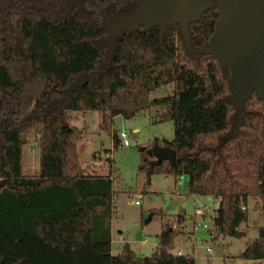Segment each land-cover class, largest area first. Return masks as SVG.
Returning a JSON list of instances; mask_svg holds the SVG:
<instances>
[{"label":"trees","instance_id":"16d2710c","mask_svg":"<svg viewBox=\"0 0 264 264\" xmlns=\"http://www.w3.org/2000/svg\"><path fill=\"white\" fill-rule=\"evenodd\" d=\"M135 9L133 0H0V264H195L173 254L184 213L163 224L152 256L137 257L128 244L111 255L113 179L81 168L83 133L66 123L67 112L101 113L108 129L116 117L160 107L175 136L147 151L157 144L176 158L151 174L185 177L189 195L216 201L215 237L239 232L250 200L264 215V101L252 96L237 111L229 71L200 52L218 11L189 27L191 53L174 26L124 32L110 57L106 21ZM169 84L173 96L150 102L153 89ZM30 139L40 152L36 177L21 173ZM150 160L143 156L140 172ZM239 258L264 261V228Z\"/></svg>","mask_w":264,"mask_h":264},{"label":"rangeland","instance_id":"374dc122","mask_svg":"<svg viewBox=\"0 0 264 264\" xmlns=\"http://www.w3.org/2000/svg\"><path fill=\"white\" fill-rule=\"evenodd\" d=\"M179 32L180 28L175 35ZM174 91L172 84L155 88L149 100L153 102L171 97ZM162 113L160 107L151 106L128 119L114 118L108 129L103 126L101 113L65 114L66 123L83 133V140L77 145L81 168L88 175L111 176L113 179L115 212L110 222L111 255L118 256L123 245L128 244L137 257L152 256L163 224L184 213L186 221L180 228L183 236L174 240L173 254L177 255L179 251L181 255H188L195 264H264V261L239 258L246 246L259 238V231L264 228V215L254 211L255 206L260 205L258 199L248 202L247 220L239 228V237H215L213 218L218 207L216 201L210 197L189 195L185 177L175 179L155 172L148 180L147 174L139 171L143 156L150 157L147 148L151 141L171 142L174 139V124L172 121L160 122ZM121 132L127 136V147L115 142V135ZM39 171L40 152L37 143L30 139L22 147L21 173L24 177H36ZM134 202L139 205L135 206ZM197 225L199 227L195 228Z\"/></svg>","mask_w":264,"mask_h":264},{"label":"water","instance_id":"95a60500","mask_svg":"<svg viewBox=\"0 0 264 264\" xmlns=\"http://www.w3.org/2000/svg\"><path fill=\"white\" fill-rule=\"evenodd\" d=\"M212 9L220 17L201 54L213 57L220 67L229 71L226 85L237 111L252 96L264 101V0H143L135 15L114 14L106 21L110 32L103 44L109 42L111 57L115 38L123 31L131 33L140 27L165 30L178 25L185 48L191 53L189 26ZM150 156L148 180L153 168L164 161L173 164L176 158L174 150L157 144L151 148Z\"/></svg>","mask_w":264,"mask_h":264},{"label":"flooded vegetation","instance_id":"af4514ba","mask_svg":"<svg viewBox=\"0 0 264 264\" xmlns=\"http://www.w3.org/2000/svg\"><path fill=\"white\" fill-rule=\"evenodd\" d=\"M142 1H143V0H133V5L136 7V9H135V11H134L133 13H131V14H122V13H119V12H115V13H112L111 16L114 15V14H121V15H123V16H133V15H135V14L139 11V9H140V3H141ZM159 1H160V2H163V1H165V0H159ZM111 16H110V17H111ZM110 17H109V18H110ZM192 25H193V24H192ZM192 25H190V26H192ZM113 26H114V25H113ZM176 26H177L178 28H180L178 25H176ZM190 26H189V27H190ZM173 27H174V26H173ZM108 28H109V27H108ZM156 28H157V27H156ZM159 28H160V27H159ZM167 28H169V27H166V29H167ZM139 29H146V28H144V27H140ZM139 29H138V30H139ZM151 29H153V28H151ZM161 29H162V28H161ZM166 29H165V30H166ZM162 30H163V29H162ZM109 32H110V28H109ZM109 32H108V33H109ZM180 32H181V29H180ZM123 33H124V31L122 32V34H123ZM122 34H121V35H122ZM115 40H116V38H115ZM107 44H108V48H109V42H107ZM110 48H112V47H110ZM110 48H109V49H110Z\"/></svg>","mask_w":264,"mask_h":264},{"label":"built area","instance_id":"2783aa9c","mask_svg":"<svg viewBox=\"0 0 264 264\" xmlns=\"http://www.w3.org/2000/svg\"><path fill=\"white\" fill-rule=\"evenodd\" d=\"M116 137H117L118 142H120L124 147L129 146V143H128V141H127V136H126L125 133L121 132V133H119ZM134 205H135V206H138L139 203H138V202H134ZM201 207L204 208L205 206L202 205ZM210 253H211V251L208 250V254H210ZM177 255L180 256L181 254L178 253Z\"/></svg>","mask_w":264,"mask_h":264},{"label":"crops","instance_id":"0c3cea01","mask_svg":"<svg viewBox=\"0 0 264 264\" xmlns=\"http://www.w3.org/2000/svg\"><path fill=\"white\" fill-rule=\"evenodd\" d=\"M118 141V140H117ZM193 197H196V196H193ZM217 203V202H216ZM196 227H199L198 225L197 226H195V228ZM110 241H111V248H112V230H111V225H110ZM178 253H180L179 251H178ZM177 253V254H178ZM135 254V253H134ZM136 255V254H135Z\"/></svg>","mask_w":264,"mask_h":264}]
</instances>
